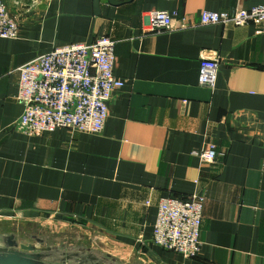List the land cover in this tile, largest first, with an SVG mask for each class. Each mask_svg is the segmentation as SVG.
<instances>
[{"label": "crops", "instance_id": "0c3cea01", "mask_svg": "<svg viewBox=\"0 0 264 264\" xmlns=\"http://www.w3.org/2000/svg\"><path fill=\"white\" fill-rule=\"evenodd\" d=\"M16 39L0 38V220L48 216L97 227L108 264H264V35L254 24L200 25L264 0H4ZM167 11L187 29L156 32ZM107 36L114 92L101 134L28 136L16 122V69L39 55ZM202 58H218L213 88ZM214 145L216 163L200 159ZM204 201L196 258L153 243L163 199ZM108 246L111 247L110 250Z\"/></svg>", "mask_w": 264, "mask_h": 264}, {"label": "built area", "instance_id": "2783aa9c", "mask_svg": "<svg viewBox=\"0 0 264 264\" xmlns=\"http://www.w3.org/2000/svg\"><path fill=\"white\" fill-rule=\"evenodd\" d=\"M254 24L264 35V6L233 13L204 11L200 25ZM148 24L156 32L193 27L167 11L151 14ZM19 32L4 0H0V38L16 39ZM116 42L107 36L90 44L69 45L39 55L16 69L19 74L17 100L24 111L15 127L28 136L50 134L57 129L89 135L101 134L109 116V103L125 81L114 74ZM220 67L218 58H202L200 85L213 88ZM219 155L214 145L201 152L203 163H216ZM204 197L193 193L186 198L163 199L154 225L153 243L157 247L186 258H196L201 251Z\"/></svg>", "mask_w": 264, "mask_h": 264}, {"label": "rangeland", "instance_id": "374dc122", "mask_svg": "<svg viewBox=\"0 0 264 264\" xmlns=\"http://www.w3.org/2000/svg\"><path fill=\"white\" fill-rule=\"evenodd\" d=\"M104 241L97 227L71 219L0 220V264H108Z\"/></svg>", "mask_w": 264, "mask_h": 264}, {"label": "water", "instance_id": "95a60500", "mask_svg": "<svg viewBox=\"0 0 264 264\" xmlns=\"http://www.w3.org/2000/svg\"><path fill=\"white\" fill-rule=\"evenodd\" d=\"M97 1H98V0H97ZM7 264H24V263L10 262V263H7Z\"/></svg>", "mask_w": 264, "mask_h": 264}]
</instances>
